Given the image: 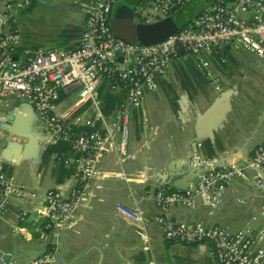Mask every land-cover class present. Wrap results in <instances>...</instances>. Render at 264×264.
Returning <instances> with one entry per match:
<instances>
[{
	"label": "crops",
	"instance_id": "obj_1",
	"mask_svg": "<svg viewBox=\"0 0 264 264\" xmlns=\"http://www.w3.org/2000/svg\"><path fill=\"white\" fill-rule=\"evenodd\" d=\"M23 1H27L21 7L26 15H17V9L11 11V24L21 36L16 56L38 48L69 50L78 45L91 0H36L31 6L30 0L19 2ZM125 1L138 4L140 0ZM254 59L259 58L237 47L184 56L170 61L167 77L158 79L155 88L144 87L142 106L130 117L126 156L120 160L116 140L100 158L98 175L82 199L83 205L75 209L70 225L53 239L57 259L50 264H219L209 243L169 241L163 227L202 221L236 231L228 226L229 204L233 200L239 204L254 198L259 201L258 192L242 196L247 185L233 182L213 212L199 200L191 209L170 204L162 211L154 196L158 188L184 189L197 179L189 166L193 153L218 157L226 163L249 156L248 141L264 114V72H258ZM257 82L261 84L255 92ZM230 87L235 93L222 125L212 138L195 137L197 116ZM124 97L122 89H111L109 82L102 80L97 88L100 115L95 114L90 101L86 102L65 120L70 133L104 129ZM76 101L77 88L59 90L53 99L54 111L63 113ZM246 113L253 114L255 122H249L250 130L245 132L240 123L241 114ZM0 115L4 118L0 128L13 116L9 124H17L18 131L9 135L13 145L0 142V171L37 193L32 199L2 200L0 250L11 252L15 264H31L41 250L38 231L42 218L37 216V208L48 189L67 194L73 187L80 153L71 148V134L52 142L42 119L23 99L4 98ZM118 204L138 208L141 220L134 223L120 214Z\"/></svg>",
	"mask_w": 264,
	"mask_h": 264
},
{
	"label": "built area",
	"instance_id": "obj_2",
	"mask_svg": "<svg viewBox=\"0 0 264 264\" xmlns=\"http://www.w3.org/2000/svg\"><path fill=\"white\" fill-rule=\"evenodd\" d=\"M116 1H90L75 48H38L25 52L23 57L16 56L21 36L11 24L10 1L0 10V101L13 96L29 102L52 142L71 134L65 120L86 102L90 101L95 114L100 115L97 88L102 80L106 79L111 89L120 88L125 93L114 119L104 129L71 134V148L80 153L75 184L67 194L48 189L42 197L37 208V216L42 218L38 231L41 250L31 264L56 261L53 239L70 225L75 209L83 205L81 201L98 175L100 158L116 140L120 160L126 156L131 114L142 106L144 87L153 89L158 79L167 77L171 60L235 47L264 60V0H212L190 26L149 45L129 43L112 33L109 22ZM190 1L140 0L137 21L147 23L171 16ZM26 3L18 2V7ZM71 88H77V101L63 113H56V93ZM3 120L0 115V122ZM189 166L196 171L197 179L186 188L157 189L154 203L160 210L165 211L170 204L191 209L199 200L213 212L232 183L240 181L257 190L259 216L236 231L202 221L166 224L165 238L186 245L209 243L219 264H264V141L240 161L226 163L218 157L193 153ZM0 194V206L2 200L11 197H37L35 191L17 185L1 171ZM116 208L134 223L141 220L138 208L122 204ZM159 221H163L162 217ZM14 262L11 252L0 250V264Z\"/></svg>",
	"mask_w": 264,
	"mask_h": 264
},
{
	"label": "water",
	"instance_id": "obj_3",
	"mask_svg": "<svg viewBox=\"0 0 264 264\" xmlns=\"http://www.w3.org/2000/svg\"><path fill=\"white\" fill-rule=\"evenodd\" d=\"M135 14L136 11L131 4L122 1L117 2L113 8L109 22L112 33L116 37L129 43L149 45L163 41L178 30V26L171 16L157 21L143 23L135 20ZM119 59H122V57H119ZM234 93L233 87L221 92L210 106L197 116L193 129V135L195 137L200 139L212 138L214 132L222 125L226 118V114L231 109L230 99L231 95ZM13 119V116H9L7 118L8 123H5V125L0 128L2 132L0 133V142H4L7 147L13 145V143L9 141V135L18 133V131H16L17 124H9ZM263 141L264 114L260 119L256 131L248 141V149L252 150ZM18 145L22 144L19 143Z\"/></svg>",
	"mask_w": 264,
	"mask_h": 264
},
{
	"label": "rangeland",
	"instance_id": "obj_4",
	"mask_svg": "<svg viewBox=\"0 0 264 264\" xmlns=\"http://www.w3.org/2000/svg\"><path fill=\"white\" fill-rule=\"evenodd\" d=\"M6 1L7 0H0V10L3 9ZM19 1L20 0H10V5H11L10 10L14 13V10L17 9V10H19V12L17 11V13H16L17 15H19V14L26 15L28 12H26V11L24 12L23 8L18 7ZM117 1L118 2L122 1V2L128 3V1H125V0H117ZM130 4L134 7V10L136 11L135 20H137L138 19L137 11L139 10L138 4L136 2H133ZM254 62H255V65L257 66L256 69L258 70V72L260 74H261V72L263 73L264 72V60L254 59ZM260 84H261V82L256 83V89H254L255 92L258 91L257 87H259ZM259 103H261V101ZM254 116L257 120L258 113L257 114L255 113ZM252 118H253V114L248 115V116H247V113H246V115L241 114V120H242V122L240 123L241 131L246 132V130L247 131L250 130L249 122H252V123L255 122V121L254 122L252 121ZM247 122H248V124H246ZM237 129H238V126L235 127V131ZM233 184H238V182L234 181ZM243 191H244V193L240 194L242 196H248L250 194H257V192H256L257 190L254 187H250V188H249V186L243 187ZM11 198H13V197H11ZM11 198H8V199H11ZM259 210H260V202L255 198L247 204H239L233 200V202L231 204H229V207L227 209V219H228V223H229L228 226L231 229L232 228H235V229L243 228L246 225V222L250 221L253 216H258Z\"/></svg>",
	"mask_w": 264,
	"mask_h": 264
},
{
	"label": "trees",
	"instance_id": "obj_5",
	"mask_svg": "<svg viewBox=\"0 0 264 264\" xmlns=\"http://www.w3.org/2000/svg\"><path fill=\"white\" fill-rule=\"evenodd\" d=\"M35 1L36 0H30L29 6L33 5ZM209 2V0H191L189 3L174 12L171 17L174 18L178 30L190 26L193 20L207 7Z\"/></svg>",
	"mask_w": 264,
	"mask_h": 264
},
{
	"label": "flooded vegetation",
	"instance_id": "obj_6",
	"mask_svg": "<svg viewBox=\"0 0 264 264\" xmlns=\"http://www.w3.org/2000/svg\"><path fill=\"white\" fill-rule=\"evenodd\" d=\"M117 2H118V1H116V3H117ZM116 3H115V5H116ZM128 3H129V2H128ZM129 4H130V3H129ZM115 5H114V6H115Z\"/></svg>",
	"mask_w": 264,
	"mask_h": 264
}]
</instances>
